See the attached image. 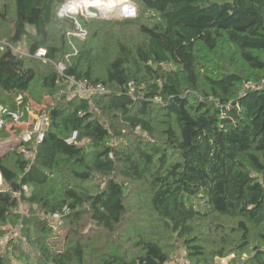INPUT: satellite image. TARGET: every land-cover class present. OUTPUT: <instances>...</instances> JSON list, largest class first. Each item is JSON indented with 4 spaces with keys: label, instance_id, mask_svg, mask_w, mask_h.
<instances>
[{
    "label": "trees",
    "instance_id": "16d2710c",
    "mask_svg": "<svg viewBox=\"0 0 264 264\" xmlns=\"http://www.w3.org/2000/svg\"><path fill=\"white\" fill-rule=\"evenodd\" d=\"M59 1L14 0L10 35L0 33V103L10 110L0 114V142L9 136L7 124L15 127L20 96L25 107L39 88L54 103L39 112L50 114L41 143L33 136L0 156V228H20L37 246V261L30 263L19 240L10 239L13 251L0 255V264H16L14 258L23 264H169L167 242L174 239L197 261L205 255L193 244L205 236L223 242L211 257L225 258L230 249L255 247L251 225L262 227L263 249L255 247L250 263L264 264V0H134L141 14L151 16L152 25L141 27L145 42L118 43L102 72L107 49L85 45L64 75L53 66L70 50L67 43H53ZM4 39L22 43L27 55L15 53ZM40 49L52 62L32 57ZM174 64L181 69L166 71ZM69 77L115 91L67 98V92L76 93ZM132 85L137 92L145 86L142 97L130 95ZM153 111L162 115V131ZM119 122L138 149L163 161L173 155L177 170L146 179L131 143H113L121 135ZM75 132L88 143L68 145ZM24 149L35 154L34 161ZM135 201L140 204L132 206ZM55 216L70 227L64 250L52 251L47 243L49 217ZM87 219L100 236L85 234ZM100 240L98 255L91 257L87 248Z\"/></svg>",
    "mask_w": 264,
    "mask_h": 264
},
{
    "label": "rangeland",
    "instance_id": "374dc122",
    "mask_svg": "<svg viewBox=\"0 0 264 264\" xmlns=\"http://www.w3.org/2000/svg\"><path fill=\"white\" fill-rule=\"evenodd\" d=\"M230 1V0H228ZM75 3H82V0H60L58 5V23H56L53 27L52 36H53V43L57 46H61L62 43H64L66 47H69L68 55H66V58H63V60H60V62L54 63L53 66L58 70L57 66L60 64H64V66L67 67V63L71 62L73 63L74 54H77L81 48H83L85 45H89V48H93L98 50V52H102L103 48H106L107 52L110 54H102L101 56V66L99 67V70L102 72L103 68L105 67V63L107 62L106 57L111 60L114 56L111 55L115 53V48L117 47V44H132L133 45H139L143 42H145V37L143 36L141 32V27L143 25L151 26L152 20L151 16L147 15V13L141 14L139 7H137L134 0H127V6L130 8V13L119 16L121 13L122 5H117L116 9L110 10L105 15H102L101 9L96 7H90L86 8L84 6L79 8V11L77 13H70L69 14H63L61 9L64 7L69 8ZM83 5V4H82ZM102 6H100L101 8ZM14 0H0V33L9 36L11 31V22L14 18ZM65 20H69V23L65 22ZM98 35V37H97ZM6 37V36H5ZM95 38V39H94ZM9 42V41H8ZM7 39L2 40V43H8ZM90 42V44H89ZM114 50V51H113ZM24 52L23 50L20 52ZM71 56L73 58H71ZM37 61H39L37 59ZM209 61L213 62V59H209ZM43 64V61H39ZM65 62V63H64ZM210 62V63H211ZM212 68H215L214 65L211 67L205 66L204 69L206 70L205 73H211ZM166 71L170 70H176L178 71L181 69L180 65H171L167 68H165ZM59 74H61L59 72ZM62 75V74H61ZM104 76V75H103ZM134 90H130V95L139 96L142 97L141 94L144 93L143 90H145V86H140L138 88V92L135 89L136 86H133ZM115 89L109 87V90L106 88L105 92L100 94H94V95H88L93 97L96 95L102 96L105 93L114 92ZM67 98L76 96V93L67 92L66 94ZM23 97L20 96L17 99V104L19 106V110L17 111V114L20 116V123L14 124V129L10 126L11 124H7V132L9 133V136L5 139H3L0 142V156H6L10 154L13 150H15L19 145H22L23 143V136L22 133L29 130L33 131L35 124L37 123L36 118L38 117V114L40 111L47 110V107L53 105L51 97H47V94H44L39 88L34 90V95L32 97H28V105L25 107H21V101ZM93 99V98H92ZM140 100V99H139ZM156 104H160L158 102ZM3 106V105H2ZM1 106L0 103V114H4V111H10L7 108H4ZM2 107V108H1ZM99 112V118L103 122H107L106 124L109 126V120H107L105 117L100 115ZM153 114L156 117V126L158 127L159 131H162L164 128L160 124L162 121V115L159 111H153ZM161 115V116H160ZM118 130L121 133V135L117 136L114 139V142L116 146L123 147L126 146L127 142H130L132 145V150L134 154V161L135 165L138 168L139 172L146 177V179H155V178H163L170 173L177 170L179 161L176 160V158L172 155L169 159L166 161H163L161 158L157 156H151L150 153L147 150L144 149H138L137 147V141L134 139V135L131 134L130 130H127L126 126L119 122ZM140 131V130H138ZM138 137L146 140L148 139L147 135L139 132V134H136ZM88 145V144H87ZM1 177V184L0 188L3 187V180ZM132 188L135 189L137 186L133 183L130 185ZM26 189V188H25ZM30 192V189L28 190ZM136 192V191H135ZM136 203H132V206H138L140 204L139 202L135 201ZM34 209L36 210L38 206L34 205ZM145 209H141L144 211ZM22 213H25L27 211L26 206L21 207ZM44 217V216H43ZM41 217L42 219H44ZM51 218V234L49 237H47V243L49 248L54 251L58 248L60 249H66V246L69 244V235H68V223L64 222L65 220L60 217H49ZM211 221H213L214 224L223 223L222 220H218L217 218H212ZM152 224V221L150 220L148 225V231L150 229V226ZM83 229L85 230V234L88 233L90 236H100L99 229H96L91 225L90 221L87 219L85 222L82 223ZM252 230V245L255 247H258L259 249H263L262 245L259 242L258 234L262 232L261 226L252 227L250 226ZM42 234L39 232L36 234L37 238H40ZM19 240V245L22 246L23 250L25 251L24 258H26V255L30 256L29 262L35 263L37 261V255L35 254L36 247L33 242L36 241V239H33L30 241V239H27L25 236H23V233L21 232L20 228L13 229L10 225L5 226L3 228H0V255H6L13 251L12 247L9 245L10 239ZM199 242L193 244L198 245L199 247H203L204 255L199 256L197 261L194 259H189L188 256V250L184 246L183 242L180 240L177 242L176 239L173 240L175 243L167 242L169 246H167L166 251L171 256L169 264H251V260L256 255L255 247H248L247 249L240 252V249H230L228 252V255L225 256V258H213L209 254V252H219L221 250V246H223V242H221L219 239H216L215 237L211 236L207 238L206 236L203 238H200ZM83 243H86L85 245H88L86 240H83ZM102 241L96 242L94 246L87 248L86 253L88 255L90 254L91 257L94 255H98L97 252H94L95 247L97 248L98 245H100ZM131 242H128L125 240V244L129 246ZM90 245V244H89ZM87 247V246H86ZM233 252V253H232ZM23 258V259H24ZM16 264H23L21 259L14 258ZM25 260V259H24Z\"/></svg>",
    "mask_w": 264,
    "mask_h": 264
},
{
    "label": "built area",
    "instance_id": "2783aa9c",
    "mask_svg": "<svg viewBox=\"0 0 264 264\" xmlns=\"http://www.w3.org/2000/svg\"><path fill=\"white\" fill-rule=\"evenodd\" d=\"M63 14H69V10L66 9V7H64L63 9H61V11ZM71 13V12H70ZM15 53L17 54H21V55H27L26 53L22 52L23 50V46L22 43H18L17 45H12L10 43H6ZM33 58L38 59L43 61L44 63L47 62H52L49 58H48V53L46 49H40L38 50L33 56ZM57 68L59 69V72L64 75L67 67L64 66V64H60L59 66H57ZM69 80L71 83H73L75 85V92L76 94L82 96V97H88V95H94V94H100L105 92L106 87L101 85H88L87 83L83 82V81H77L75 78H70ZM133 86V85H132ZM132 91L134 90V87H132L131 89ZM134 96V94H133ZM13 119H14V124H18L20 123V116L19 114H14L13 115ZM37 123L35 124V127L33 129V131H25L22 133L23 136V142H29L31 140V138L34 136L37 139V143H41L45 137V134L50 126V114L49 113H42V114H38V117L36 118ZM5 125V122L3 119L0 118V126ZM68 145H85L86 143H88L87 139H83L82 141L80 140V135L78 132H75L70 138L66 139L65 141ZM23 153L27 156L28 159H31L32 161H34L35 158V154L31 151V150H23ZM57 217V216H55Z\"/></svg>",
    "mask_w": 264,
    "mask_h": 264
},
{
    "label": "bare ground",
    "instance_id": "6f19581e",
    "mask_svg": "<svg viewBox=\"0 0 264 264\" xmlns=\"http://www.w3.org/2000/svg\"><path fill=\"white\" fill-rule=\"evenodd\" d=\"M83 4V5H82ZM117 5H122L123 8H121V13L119 14V16H124L128 13H130V8L129 6H127V0H82V3H75L74 5H72L71 7L67 8V10H69L72 13H77V11H79V8L84 6L86 8H92V7H96L101 9V14L105 15L108 12H110V10L112 9H116ZM100 6H102L100 8ZM0 184H1V177H0Z\"/></svg>",
    "mask_w": 264,
    "mask_h": 264
}]
</instances>
